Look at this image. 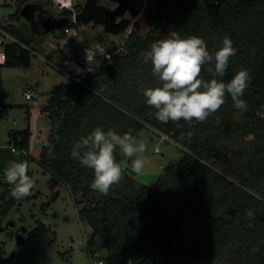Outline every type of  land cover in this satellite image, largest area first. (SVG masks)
<instances>
[{
  "label": "trees",
  "instance_id": "16d2710c",
  "mask_svg": "<svg viewBox=\"0 0 264 264\" xmlns=\"http://www.w3.org/2000/svg\"><path fill=\"white\" fill-rule=\"evenodd\" d=\"M77 8L86 15L83 5ZM19 11L20 5L13 18H19ZM61 11L73 16V9ZM152 16L153 27L145 35L132 30L123 51L112 53L109 63L89 71L82 82L70 79L53 87L42 107L52 128L38 162L54 182L69 188L75 203L84 202L96 192L90 187L94 173L71 157L73 143L96 127L136 137L150 124L181 145L184 153L164 167L153 185L135 182L125 169L123 194L108 193L79 211L92 227L88 254L105 250L111 264H121L128 256L140 264H264V0H156ZM71 25L77 27V22ZM71 25H65L58 38L63 39ZM11 27L5 25L17 41L7 45L2 65L31 67L35 51ZM173 31L181 38H203L213 53L223 37H230L237 52L224 77L216 78L227 83L240 69L250 74L242 97L248 106L242 113L246 122L234 132L252 138L246 151L233 156L231 168L212 162L223 140L214 133L218 119L225 112L241 113L230 96L204 122L194 120L190 125L183 120L160 122L142 95L144 88L160 86L142 54ZM209 67L214 65H205L201 78H213ZM10 107L3 108L0 118ZM30 138L29 126L10 132V140L26 151ZM115 155L122 162L119 150ZM13 203L14 198L8 200L6 210ZM45 231L47 226L39 220L30 236Z\"/></svg>",
  "mask_w": 264,
  "mask_h": 264
},
{
  "label": "rangeland",
  "instance_id": "374dc122",
  "mask_svg": "<svg viewBox=\"0 0 264 264\" xmlns=\"http://www.w3.org/2000/svg\"><path fill=\"white\" fill-rule=\"evenodd\" d=\"M19 5V18L15 19L13 15ZM77 5H83L86 15L78 11ZM61 6L73 9V16L62 14ZM155 7L156 0H0V20L9 19L13 33L20 39H28L29 47L35 51L31 67L0 64V115L5 106L12 105L0 118V138L10 141L18 149L0 147V248L3 251L0 264H90L86 244L92 227L80 217L79 211L91 204L89 201H102L105 195L90 192L88 200L75 203L69 188L59 180L54 182L50 172H43L38 158L48 142L52 123L49 115L42 112V107L54 86L71 81L62 63L66 55L89 65L84 50L97 43L105 48L108 56L122 52L123 43L132 30L145 35L153 27ZM47 21L51 24L46 25ZM74 22L77 27L71 25ZM65 25L71 26L59 45L58 35ZM95 60L88 67L79 62L74 67L93 71L110 62L99 54ZM30 90L35 92L33 98L26 97ZM218 122L220 125L214 133L223 140L216 147L212 162L217 161V165L220 163L223 169H227L232 167L235 154L246 151L252 137L234 132L235 128L245 125L242 113L225 112ZM28 126L31 138L30 150L26 151L10 140V132ZM135 138L147 149L143 173L161 174L164 167L180 159L184 153L181 145L150 124ZM120 159L131 168L128 158L122 155ZM11 161L28 162V175L34 181V188L32 195L20 200L14 198L15 203L6 210L7 201L13 197L4 170ZM132 175L135 182L141 181L138 174ZM114 192L124 193L122 181L112 186L109 193ZM80 197L79 194L77 198ZM39 220L47 226V231L31 237L30 233L39 226ZM101 251L106 254L105 250Z\"/></svg>",
  "mask_w": 264,
  "mask_h": 264
},
{
  "label": "clouds",
  "instance_id": "9594fccd",
  "mask_svg": "<svg viewBox=\"0 0 264 264\" xmlns=\"http://www.w3.org/2000/svg\"><path fill=\"white\" fill-rule=\"evenodd\" d=\"M221 44L213 53L203 38L195 35L181 38L173 31L168 38L153 42L150 50L142 54V62L151 63L153 75L160 81V86L142 91L146 104L156 110L155 116L160 122L183 120L190 125L194 120L204 122L226 103V95L231 97L234 108L241 113L247 110L242 97L250 83L248 70L240 69L227 83L216 78L224 77L230 57L237 52L230 37H223ZM84 51L89 65L96 62L97 54L110 59L99 43ZM205 65H214L207 69L213 75L209 80L201 78ZM117 150L131 161L134 173L143 174L146 145L130 132L118 134L112 129L105 131L96 127L73 143L71 157L93 170L94 179L90 184L93 191L107 195L112 186L122 180L127 164L117 162ZM49 155H52L51 149ZM28 171L27 161H11L4 170L6 181L12 186L11 196L17 200L32 195L34 181ZM248 216H252L251 211Z\"/></svg>",
  "mask_w": 264,
  "mask_h": 264
},
{
  "label": "built area",
  "instance_id": "2783aa9c",
  "mask_svg": "<svg viewBox=\"0 0 264 264\" xmlns=\"http://www.w3.org/2000/svg\"><path fill=\"white\" fill-rule=\"evenodd\" d=\"M5 25L6 24L0 20V64H4L7 59V45L17 41L16 37L5 28ZM67 31H69V29H67ZM88 72L89 68L88 70H84L83 68L80 70L74 67L72 68V74L70 77L75 82H82L83 78ZM34 95L35 92L31 90L26 92L27 98H33ZM163 138H166V136H163ZM1 146H9L13 151H18L17 147L15 145H11L10 141H4L0 138V147ZM103 252L104 251L99 250L90 253V264H111L107 258V253L105 254ZM124 260L125 264H140L139 260L133 256H128L127 258H124Z\"/></svg>",
  "mask_w": 264,
  "mask_h": 264
},
{
  "label": "crops",
  "instance_id": "0c3cea01",
  "mask_svg": "<svg viewBox=\"0 0 264 264\" xmlns=\"http://www.w3.org/2000/svg\"><path fill=\"white\" fill-rule=\"evenodd\" d=\"M4 21H7V23L13 25L11 22H9V19H7V18H4ZM29 40L31 41V39H29ZM61 42L63 43V41L60 39L59 45L62 44ZM64 42H66V41H64ZM78 62L81 63V64L83 63V64L86 65V63H84V61H80V59H76L75 57L70 56V54L66 55V57L62 61L63 66H64V70H65L64 72L67 73L70 76L72 74V68H74V65L76 63L79 64ZM86 66L88 67L89 65H86ZM59 69L62 70L61 67Z\"/></svg>",
  "mask_w": 264,
  "mask_h": 264
},
{
  "label": "water",
  "instance_id": "95a60500",
  "mask_svg": "<svg viewBox=\"0 0 264 264\" xmlns=\"http://www.w3.org/2000/svg\"><path fill=\"white\" fill-rule=\"evenodd\" d=\"M49 24H51V21L46 22V25H49ZM126 170H128L129 173L136 175V173H134L130 167L127 166ZM158 176H159L158 172H146V173L140 174L139 178L144 183L148 185H153L156 179L158 178ZM121 264H125L124 259L121 260Z\"/></svg>",
  "mask_w": 264,
  "mask_h": 264
}]
</instances>
